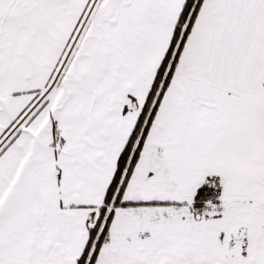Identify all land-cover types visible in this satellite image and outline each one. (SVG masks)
I'll list each match as a JSON object with an SVG mask.
<instances>
[{
	"label": "snow or ice",
	"instance_id": "6c2138e0",
	"mask_svg": "<svg viewBox=\"0 0 264 264\" xmlns=\"http://www.w3.org/2000/svg\"><path fill=\"white\" fill-rule=\"evenodd\" d=\"M0 264H264V0H0Z\"/></svg>",
	"mask_w": 264,
	"mask_h": 264
}]
</instances>
